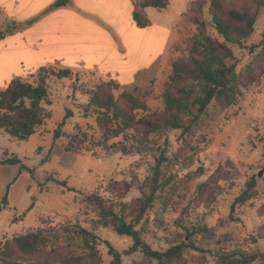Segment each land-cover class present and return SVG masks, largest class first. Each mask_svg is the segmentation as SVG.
Listing matches in <instances>:
<instances>
[{
  "label": "rangeland",
  "instance_id": "rangeland-1",
  "mask_svg": "<svg viewBox=\"0 0 264 264\" xmlns=\"http://www.w3.org/2000/svg\"><path fill=\"white\" fill-rule=\"evenodd\" d=\"M168 1L166 14L156 13L153 18L167 24L177 21L163 55L135 83L123 86L114 75L82 66L71 68L67 77L51 74L46 79L48 95L42 102L50 117L28 140L0 130V160L16 156L28 169L18 174L19 165L0 164V202L6 192L8 202L0 210V243L37 229L60 240L58 232L75 223L90 229L96 212L83 200L91 194L108 204L122 202L128 214L141 196L140 183L163 153L167 160L161 169L170 183L158 191L137 224L142 239L152 249L164 251L187 242L189 228L197 248H185L180 258L168 264H239V260L264 264V6L250 36L240 45H230L240 85L235 101L225 106L212 100L186 132L173 128L149 131L134 122L132 128L104 142L102 137L107 134L88 104L92 90L104 84L119 106L140 104L132 111L136 120L157 118L164 110L172 62L187 60L192 36L200 30L223 41L211 20V13L219 12L211 0ZM217 1L222 10L255 8L252 0ZM142 12L147 17L144 9ZM16 28L7 23L2 31ZM49 67L65 68L58 63ZM25 79L34 83L38 76ZM67 111L73 116L62 123ZM73 135L79 146L76 152L65 150ZM123 146L126 153L120 150ZM249 182H254L249 198L234 203ZM93 232L99 239L101 264L111 259L104 240L119 251L132 245L131 237L110 226ZM45 255L49 256L46 250L26 257L42 260ZM134 263L156 261L140 251L122 256L121 264Z\"/></svg>",
  "mask_w": 264,
  "mask_h": 264
},
{
  "label": "trees",
  "instance_id": "trees-1",
  "mask_svg": "<svg viewBox=\"0 0 264 264\" xmlns=\"http://www.w3.org/2000/svg\"><path fill=\"white\" fill-rule=\"evenodd\" d=\"M69 1L56 0L51 7L66 5ZM252 1L255 5L254 9L243 7L222 10L217 0H211L212 7L219 11L211 13V20L216 31L223 37V41H218L200 30L192 36L187 60L172 62L167 81L168 87L163 95L164 110L157 118L136 120L132 111L140 108L139 103L135 102L129 108L121 107L113 100L104 84H99L93 89L88 104L97 114L99 126L107 134L102 137L104 142L132 128L134 122L142 123L149 131L173 128L186 132L194 120L206 111L212 100L225 106L232 104L238 95L240 85L234 63L231 62L234 54L230 45H240L254 30L257 14L264 6V0ZM133 4V20L137 26L146 27L150 22L142 10L147 7L162 10L167 7L169 1L134 0ZM70 73L69 69L53 70L50 67H40L31 74V76H38L36 82L14 77L6 87L0 88V130L12 138L28 140L44 119L50 117V112L42 106V102L48 95L46 79L51 74L63 78ZM71 116H73L72 111H67L62 123ZM60 132L59 127L54 133V138L57 139ZM76 138L77 135L69 138L65 150L73 152L79 150V146L75 145ZM120 150L123 153L127 152L125 146ZM165 160L167 158L163 153L155 158L151 166V174L139 185L141 196L128 214L124 213L122 202L108 204L97 194L87 195L83 201L93 206L96 212L95 219L90 222V229L78 223L70 224L56 235L61 236L60 240L46 235L44 229L14 236L11 240L7 239L0 243V264H101L97 249L99 239L93 230L107 226L118 234L132 238V245L123 251L117 250L109 241H103L111 256L108 264H121L123 255L136 251L155 260L156 264H168L180 258L185 248H197L191 240L193 230L189 228L186 232L189 237L187 242L181 241L164 251L152 249L142 239L140 230L136 229L143 215L152 207L158 191L170 183V178L165 176L161 169ZM0 164L19 165L18 174L27 169L16 156L2 159ZM60 184L66 185V182L61 181ZM253 185L254 182H249L247 188L235 198L234 203H244L249 198V191ZM7 203L6 192L0 202V210ZM116 205L119 206L117 211ZM44 250L49 256L45 255L42 260L26 257ZM238 263L246 264L247 262L239 260Z\"/></svg>",
  "mask_w": 264,
  "mask_h": 264
},
{
  "label": "crops",
  "instance_id": "crops-1",
  "mask_svg": "<svg viewBox=\"0 0 264 264\" xmlns=\"http://www.w3.org/2000/svg\"><path fill=\"white\" fill-rule=\"evenodd\" d=\"M0 0V88L58 63L114 75L123 85L155 66L176 23L154 19L165 10L144 8L150 24L133 20L134 0ZM170 6V3L169 5ZM7 23L17 28L2 31Z\"/></svg>",
  "mask_w": 264,
  "mask_h": 264
}]
</instances>
